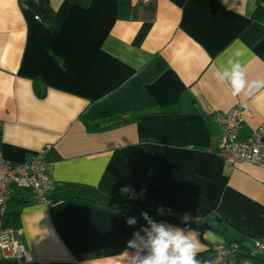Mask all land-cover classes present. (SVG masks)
Returning a JSON list of instances; mask_svg holds the SVG:
<instances>
[{
    "label": "crops",
    "instance_id": "0c3cea01",
    "mask_svg": "<svg viewBox=\"0 0 264 264\" xmlns=\"http://www.w3.org/2000/svg\"><path fill=\"white\" fill-rule=\"evenodd\" d=\"M26 1L0 0V154L19 164L44 151L53 165L51 205L17 190L8 206L33 264H131L127 243L148 227L69 199L68 185L148 215L162 206L149 217L199 238L197 259L221 244L263 240L264 168L227 167L215 118L248 105L254 116L242 139L264 123V89L233 95L216 79L229 59L241 61L248 84L264 79L257 0H49L50 25ZM126 185L146 193L129 199L119 191ZM0 264L18 262L0 251Z\"/></svg>",
    "mask_w": 264,
    "mask_h": 264
},
{
    "label": "built area",
    "instance_id": "2783aa9c",
    "mask_svg": "<svg viewBox=\"0 0 264 264\" xmlns=\"http://www.w3.org/2000/svg\"><path fill=\"white\" fill-rule=\"evenodd\" d=\"M35 19L40 21L38 16H35ZM253 116V111L246 104H240L228 112L215 114L223 132L219 155L230 170L244 163L264 168V123L251 137H241L243 124ZM52 171L53 165L46 160L44 151L34 155L32 160L19 164L11 163L0 154V251L4 258L13 259L18 264H33L21 245L17 232L4 226V217L17 190L31 191L35 203L51 205L50 196L55 190ZM251 243L253 254L264 252V239ZM207 264H253V261L236 260L232 251L221 244L213 248Z\"/></svg>",
    "mask_w": 264,
    "mask_h": 264
},
{
    "label": "clouds",
    "instance_id": "9594fccd",
    "mask_svg": "<svg viewBox=\"0 0 264 264\" xmlns=\"http://www.w3.org/2000/svg\"><path fill=\"white\" fill-rule=\"evenodd\" d=\"M240 55L242 53H236V56ZM227 64L230 67H224L222 72L217 71L216 79L220 82L228 80L233 95H239L246 86L249 91L255 89L259 92L260 89H264V79L254 80L251 84L247 83L244 66L239 59H229ZM119 191L122 196H127L132 200L143 197L146 193V189H141L139 196H137L131 185L122 186ZM163 211L162 206L157 208L158 213ZM141 217L148 222V227H142L139 232H134L133 238L127 243V247L132 250L131 264H202V261L197 259V253L203 247L199 238L193 241L184 234L182 229L172 230L163 223H156L148 216L147 212L142 211ZM189 219L190 214L185 213L183 222L187 223ZM125 222L131 227L137 223V220L135 217L127 216ZM140 232L145 234L146 241ZM189 232L197 235L194 229H189ZM211 235L210 232H206L203 238L206 239ZM141 244L149 248L150 251L145 253Z\"/></svg>",
    "mask_w": 264,
    "mask_h": 264
},
{
    "label": "trees",
    "instance_id": "16d2710c",
    "mask_svg": "<svg viewBox=\"0 0 264 264\" xmlns=\"http://www.w3.org/2000/svg\"><path fill=\"white\" fill-rule=\"evenodd\" d=\"M83 1L85 2V6L88 7L89 2L87 0H83ZM24 4L34 14V16H38L40 18V21L45 25H50L54 21L56 13L51 7L49 0H28ZM252 18L253 21L256 23H264V0L256 1V9L253 13ZM63 190L68 195L69 199L87 202L93 205L98 210L122 211L131 217H141V212L138 209H136L130 202H128L122 197L109 195L99 192L95 189L74 186V185H68ZM17 192L18 191H15L14 194ZM159 215L160 213L152 214L148 216H151L152 218H156ZM14 216L17 217V215ZM9 218L10 217L7 211L4 217V226L8 228H12L11 219ZM226 247L232 251L234 258L238 261L243 259H249L254 262L264 263V261L261 260V258L253 254V244L251 242L237 241L234 244L232 242H228L226 244ZM208 259H209L208 256L199 258V260L206 263Z\"/></svg>",
    "mask_w": 264,
    "mask_h": 264
},
{
    "label": "rangeland",
    "instance_id": "374dc122",
    "mask_svg": "<svg viewBox=\"0 0 264 264\" xmlns=\"http://www.w3.org/2000/svg\"><path fill=\"white\" fill-rule=\"evenodd\" d=\"M53 193V192H52ZM8 206H9V204H8ZM7 211H8V209H7ZM17 237H18V234H17ZM19 238V237H18Z\"/></svg>",
    "mask_w": 264,
    "mask_h": 264
}]
</instances>
